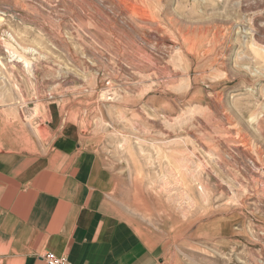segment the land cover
I'll list each match as a JSON object with an SVG mask.
<instances>
[{
    "label": "rangeland",
    "instance_id": "obj_1",
    "mask_svg": "<svg viewBox=\"0 0 264 264\" xmlns=\"http://www.w3.org/2000/svg\"><path fill=\"white\" fill-rule=\"evenodd\" d=\"M65 137L167 264H264V0H0V140Z\"/></svg>",
    "mask_w": 264,
    "mask_h": 264
},
{
    "label": "crops",
    "instance_id": "obj_2",
    "mask_svg": "<svg viewBox=\"0 0 264 264\" xmlns=\"http://www.w3.org/2000/svg\"><path fill=\"white\" fill-rule=\"evenodd\" d=\"M90 138L8 150L0 140V264H45V252L71 264H167L163 239L118 204L120 176ZM22 143L45 152L13 147Z\"/></svg>",
    "mask_w": 264,
    "mask_h": 264
},
{
    "label": "built area",
    "instance_id": "obj_3",
    "mask_svg": "<svg viewBox=\"0 0 264 264\" xmlns=\"http://www.w3.org/2000/svg\"><path fill=\"white\" fill-rule=\"evenodd\" d=\"M40 259L45 264H71L67 257L54 254L52 252H45L40 256Z\"/></svg>",
    "mask_w": 264,
    "mask_h": 264
}]
</instances>
